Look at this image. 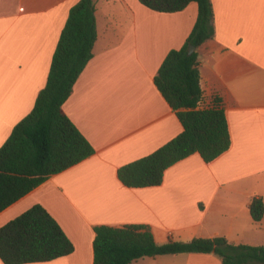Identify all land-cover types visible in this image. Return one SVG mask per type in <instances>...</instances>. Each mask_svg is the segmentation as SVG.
Segmentation results:
<instances>
[{
  "label": "crops",
  "instance_id": "obj_1",
  "mask_svg": "<svg viewBox=\"0 0 264 264\" xmlns=\"http://www.w3.org/2000/svg\"><path fill=\"white\" fill-rule=\"evenodd\" d=\"M214 35L198 48L204 102L219 96L231 144L214 160L193 153L169 166L161 184L127 187L119 166L182 131L153 78L190 33L197 3L158 12L139 0H94L92 57L62 108L94 153L0 211V227L42 205L73 243L70 254L23 264H92L94 226L139 223L158 244L223 236L264 245V0H210ZM77 0H0V146L44 87L69 9ZM0 264H4L0 259ZM129 264H221L214 253L143 256Z\"/></svg>",
  "mask_w": 264,
  "mask_h": 264
},
{
  "label": "trees",
  "instance_id": "obj_2",
  "mask_svg": "<svg viewBox=\"0 0 264 264\" xmlns=\"http://www.w3.org/2000/svg\"><path fill=\"white\" fill-rule=\"evenodd\" d=\"M158 12H176L197 3V17L184 44L170 50L153 81L182 131L152 152L118 167L117 177L127 187L161 184L164 171L198 153L209 162L229 149L230 131L222 100L199 107L202 97L197 48L214 35L210 0H139ZM97 37L94 0H77L69 9L52 54L44 87L32 109L12 128L0 146V211L45 181L50 175L79 163L94 148L64 112L62 105L92 57ZM194 51L189 54L188 46ZM254 221L264 214V202L249 203ZM92 264H129L143 256L176 253H214L221 264H264V245L233 244L223 236L158 244L146 224L94 226ZM73 243L59 223L40 204H34L0 227V259L4 264L43 262L70 254Z\"/></svg>",
  "mask_w": 264,
  "mask_h": 264
},
{
  "label": "built area",
  "instance_id": "obj_3",
  "mask_svg": "<svg viewBox=\"0 0 264 264\" xmlns=\"http://www.w3.org/2000/svg\"><path fill=\"white\" fill-rule=\"evenodd\" d=\"M211 104H212V103H210V102H209V103H208V102H207V103L204 102L203 99H202V97H201V99L198 101V106H199V107H207V106H210Z\"/></svg>",
  "mask_w": 264,
  "mask_h": 264
},
{
  "label": "water",
  "instance_id": "obj_4",
  "mask_svg": "<svg viewBox=\"0 0 264 264\" xmlns=\"http://www.w3.org/2000/svg\"><path fill=\"white\" fill-rule=\"evenodd\" d=\"M195 47L193 45L188 46V53L191 54L194 51Z\"/></svg>",
  "mask_w": 264,
  "mask_h": 264
}]
</instances>
